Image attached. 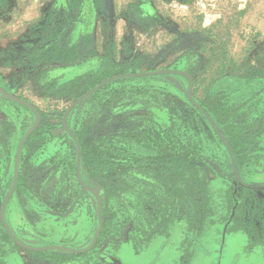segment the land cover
<instances>
[{
	"label": "rangeland",
	"instance_id": "374dc122",
	"mask_svg": "<svg viewBox=\"0 0 264 264\" xmlns=\"http://www.w3.org/2000/svg\"><path fill=\"white\" fill-rule=\"evenodd\" d=\"M94 1L73 8L71 0H0V86L41 114L23 144L5 220L19 239L36 246L83 249L93 242L99 200L81 181L94 190L100 185L84 160L78 171L77 145L63 118L78 98L118 74L189 73L193 98L231 144L241 179L264 184V0H98L96 7ZM55 41L77 45L80 60L42 61ZM69 80L77 83L62 89ZM189 84L187 76L172 73L119 78L75 105L66 121L82 148L92 158L120 160L130 186L109 197L101 192L107 231L83 253L28 250L0 217V264H264L257 217L264 214V190L239 184L226 146L189 101ZM35 121L31 108L0 93V210L19 143ZM160 128L170 137L158 139ZM161 140L187 152L188 165L208 175L214 224L207 222L197 236L175 217L169 236L134 242L128 207L143 208L153 193L136 174L135 157L155 155ZM238 212H245L246 224L253 221V238L230 232Z\"/></svg>",
	"mask_w": 264,
	"mask_h": 264
},
{
	"label": "trees",
	"instance_id": "16d2710c",
	"mask_svg": "<svg viewBox=\"0 0 264 264\" xmlns=\"http://www.w3.org/2000/svg\"><path fill=\"white\" fill-rule=\"evenodd\" d=\"M71 1L70 6L73 8L81 4V0ZM97 4L98 0H95V7ZM82 55L77 45L69 43L60 45L55 41L43 50L42 61L70 64L80 60ZM75 83L77 80H69L63 83L61 88H70ZM81 89L82 87L77 92L81 93ZM61 93L66 94L68 92L59 90L58 94ZM156 133L158 139L162 135H165L166 138L170 137L169 131L163 128H160ZM159 144L161 147L155 155L142 159L133 156L137 159L134 168L136 174L143 180L145 179L153 189L152 197L143 201V208L141 205L128 207V209L131 208L130 211L128 210L130 216L125 221L130 218L133 221L131 231H135V235L131 236V240L134 242H147L156 234L169 236V225L175 217H179L180 220L184 219L188 232L197 236L202 234L207 222L214 224L211 219L213 208L210 205V179L208 175L200 169L188 165L187 152L182 150L174 152L171 147L164 145L162 140L159 141ZM82 151L85 167L91 178L103 187L106 196L127 191L130 183L124 176L128 172L122 170L120 160H100V158H92L88 154L87 148H82ZM247 191L251 190L247 189ZM148 206L150 208L147 210ZM132 209L135 212H131ZM143 210L145 212H142ZM244 214L245 212L235 214L233 228L230 232L243 230L250 238H253L256 229H254L255 231L252 229L253 221L246 224ZM157 217H159L158 220ZM257 217L264 233L263 212H257ZM106 231V224H103L102 233L104 234Z\"/></svg>",
	"mask_w": 264,
	"mask_h": 264
},
{
	"label": "water",
	"instance_id": "95a60500",
	"mask_svg": "<svg viewBox=\"0 0 264 264\" xmlns=\"http://www.w3.org/2000/svg\"><path fill=\"white\" fill-rule=\"evenodd\" d=\"M164 73H172V74H182L185 75L189 78V88H188V97L190 102L197 107L201 112H203L205 114V116L207 117V119L209 120L210 124L212 125V127L214 128L215 132L217 133V135L219 136V138L221 139V141L224 143V145L226 146L230 157H231V161H232V167H233V171L235 174L236 179L238 180L239 184H241L242 186L249 188V189H253V190H264V184L262 185H253V184H248L246 182H244L238 172V168H237V163H236V159L235 156L233 154V150L230 146V144L228 143V141L225 139L222 131L219 129V127L217 126V124L214 122V120L212 119V117L210 116V114L205 110V108L203 106H201L198 102H196L192 96V88H193V83L194 80L192 78V76L182 70H176V69H172V70H157V71H152V72H142V73H123V74H118L112 77H109L105 80H103L102 82H100L97 86H95L94 88H92L91 90H89L88 92H86L84 95H82L80 98H78L71 106L70 108H68L67 112L64 115L63 118V126L65 128V130H67L69 132V134L74 138L76 145H77V152H78V171L80 170L82 164H83V156H82V146L80 141L78 140L77 136L70 130L66 118L68 113L70 112V110L77 105L78 103L86 100L90 95H92L93 93H95L96 91H98L101 87H103L104 85H106L107 83H109L110 81L119 79V78H126V77H137V76H150V75H156V74H164ZM0 93H2L4 96H6L7 98L15 101V102H19L22 103L26 106H28L29 108H31L35 114H36V121L34 123V125L25 133V135L22 137L20 143H19V147L17 150V155H16V161H15V175H14V180L12 183V186L9 190V192L7 193V195L5 196L3 203H2V207L0 210V217L2 220V223L7 231V233L9 234V236L20 246L28 249V250H32V251H47V250H56V251H61V252H68V253H83L88 251L90 248H92L94 246V244L96 243L97 239L99 238L102 229H103V224H104V216H103V212H102V200L100 197L101 192H104V189L102 186H100V188H98L97 190H94L93 187L86 185L85 183H82V185H84L85 187H87L89 190H91L92 192H94L99 200V228L96 232V235L93 239L92 244L87 247V248H83V249H74V248H70L67 246H60V245H50V246H36V245H32L26 241H23L21 239H19L14 232L11 230V228L9 227L8 223L5 220V210H6V206L8 204V201L11 197V195L13 194L15 187L17 185L18 182V176H19V172H20V157H21V153H22V148H23V144L26 141V139L29 137V135L32 133V131L39 125L40 120H41V114L39 112V110L29 101L23 99V98H19L14 96L13 94L7 92L3 87L0 86ZM84 166V164H83ZM93 182H95L93 180ZM96 183V182H95Z\"/></svg>",
	"mask_w": 264,
	"mask_h": 264
},
{
	"label": "flooded vegetation",
	"instance_id": "af4514ba",
	"mask_svg": "<svg viewBox=\"0 0 264 264\" xmlns=\"http://www.w3.org/2000/svg\"><path fill=\"white\" fill-rule=\"evenodd\" d=\"M86 5H87V3H86ZM194 84V83H193ZM192 96H193V88H192ZM188 99H189V97H188ZM190 101V100H189ZM204 107V106H203ZM205 108V107H204ZM205 110L208 112V110L205 108ZM209 113V112H208ZM210 114V113H209ZM210 116H211V114H210ZM212 117V116H211ZM213 119V118H212ZM214 120V119H213ZM214 122H215V120H214ZM216 123V122H215ZM218 126V125H217ZM219 127V126H218ZM220 129V128H219ZM221 130V129H220ZM230 144V143H229ZM230 146H231V144H230ZM246 189H249V188H246ZM250 190H253V189H250ZM253 191H255V190H253Z\"/></svg>",
	"mask_w": 264,
	"mask_h": 264
},
{
	"label": "crops",
	"instance_id": "0c3cea01",
	"mask_svg": "<svg viewBox=\"0 0 264 264\" xmlns=\"http://www.w3.org/2000/svg\"><path fill=\"white\" fill-rule=\"evenodd\" d=\"M238 237V239L240 240V238L242 237V234H239V236H237Z\"/></svg>",
	"mask_w": 264,
	"mask_h": 264
}]
</instances>
